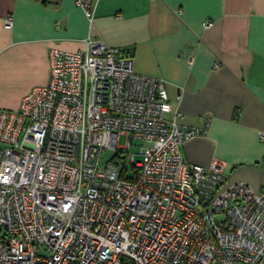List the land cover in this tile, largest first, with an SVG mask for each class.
<instances>
[{
  "label": "built area",
  "instance_id": "2783aa9c",
  "mask_svg": "<svg viewBox=\"0 0 264 264\" xmlns=\"http://www.w3.org/2000/svg\"><path fill=\"white\" fill-rule=\"evenodd\" d=\"M76 4L92 23L93 1ZM84 42L52 48L48 84L0 108V264H264V186L189 162L207 125L183 123L165 79L125 49Z\"/></svg>",
  "mask_w": 264,
  "mask_h": 264
},
{
  "label": "crops",
  "instance_id": "0c3cea01",
  "mask_svg": "<svg viewBox=\"0 0 264 264\" xmlns=\"http://www.w3.org/2000/svg\"><path fill=\"white\" fill-rule=\"evenodd\" d=\"M76 1L0 0V108L19 109L48 84L52 48L83 49L92 32L130 52L138 72L165 79L183 123L207 125L182 147L189 162L220 159L226 184L261 190L264 0H91L92 23Z\"/></svg>",
  "mask_w": 264,
  "mask_h": 264
},
{
  "label": "rangeland",
  "instance_id": "374dc122",
  "mask_svg": "<svg viewBox=\"0 0 264 264\" xmlns=\"http://www.w3.org/2000/svg\"><path fill=\"white\" fill-rule=\"evenodd\" d=\"M120 145H125L126 144V136H122L119 141ZM144 141L142 139H134L132 141L131 145V153L136 154V159L137 160H142V155L140 154L141 152V147L143 146ZM115 154V151L113 150H106L103 158H102V164H105L107 161H109Z\"/></svg>",
  "mask_w": 264,
  "mask_h": 264
},
{
  "label": "trees",
  "instance_id": "16d2710c",
  "mask_svg": "<svg viewBox=\"0 0 264 264\" xmlns=\"http://www.w3.org/2000/svg\"><path fill=\"white\" fill-rule=\"evenodd\" d=\"M127 53H129V54L131 55V53H130V52H127Z\"/></svg>",
  "mask_w": 264,
  "mask_h": 264
}]
</instances>
